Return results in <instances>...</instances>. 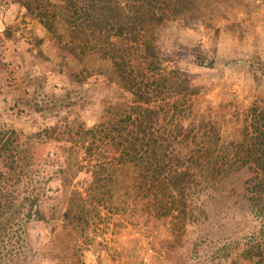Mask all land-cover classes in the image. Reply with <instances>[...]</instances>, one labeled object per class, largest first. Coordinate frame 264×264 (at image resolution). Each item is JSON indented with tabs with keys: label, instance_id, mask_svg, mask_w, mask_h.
<instances>
[{
	"label": "rangeland",
	"instance_id": "rangeland-1",
	"mask_svg": "<svg viewBox=\"0 0 264 264\" xmlns=\"http://www.w3.org/2000/svg\"><path fill=\"white\" fill-rule=\"evenodd\" d=\"M8 1L0 0V129L14 130L16 140L11 143L6 134L0 148L6 140L10 159L25 148L27 157L18 160L27 167L22 179H45L47 196L39 203L43 209L52 206L51 223H35L29 238L33 247L53 256L36 264H251L240 255L243 241H238L244 212L233 210V203L239 204L232 198L242 192L238 180L231 178L203 198L204 212L193 210L198 223L184 230L175 206L167 211L169 197L161 195L159 184L139 181L150 188L140 197L115 183L124 172L107 179L111 169L98 166L109 155L105 143L96 140L98 150L82 156L87 143L68 141L64 133L58 141L48 136L47 126L55 128V136L61 131L64 115L88 126L100 119L104 104L129 95L100 71L106 60L78 53L70 23L59 20L49 31ZM196 1L198 10L154 27L155 59L165 69L185 72L197 89L190 97L194 122L210 115L214 128L228 139L240 125L248 126L249 119L242 123V117L249 108L263 103L264 0ZM71 156L80 168H69ZM1 160L2 169L10 164ZM58 170L67 179H52ZM93 170L106 179L88 193ZM80 206L86 220L56 218L58 211ZM69 244L76 247L77 260L68 251L66 256Z\"/></svg>",
	"mask_w": 264,
	"mask_h": 264
},
{
	"label": "trees",
	"instance_id": "trees-1",
	"mask_svg": "<svg viewBox=\"0 0 264 264\" xmlns=\"http://www.w3.org/2000/svg\"><path fill=\"white\" fill-rule=\"evenodd\" d=\"M8 2L16 3L24 15L35 18L49 31L59 20L70 23V32L77 37L78 53L106 60V66L100 71L129 95L127 100L104 104L100 119L88 126L84 121L77 123L64 115L60 120L61 131L55 136V128L47 126L48 136L58 141L64 133L68 141L77 139L82 145L87 143L86 149L80 152L82 156L98 150L96 140L105 143L108 158L97 165L111 169L106 173L107 179L111 174L124 172L115 183H122L127 193L140 197H145L151 185L159 184L161 195L169 197L167 211L175 206V217L181 219L184 230L198 223L193 210L199 214L204 212L203 198L231 178L238 180L242 192L232 202L239 204L233 203L234 211L244 212V224L239 226L243 231L238 238L243 241L240 255L251 264H264V95L260 97L263 103L253 105L246 113L248 116L242 117V123L249 119L251 130L242 124L236 136L223 138L214 128L210 115L207 118L202 115L204 118L194 122L190 97L197 89L187 74L165 69L155 59L154 27L164 19L198 10L197 1ZM185 118L189 120L183 124ZM5 131L0 129V145L6 134L11 143L16 140L14 130ZM4 142L6 148H0L2 165H5L3 160L10 164L0 168V264H36L37 259L50 256V250L33 247L29 238V229L35 223H51L48 211L53 214L52 206L45 204L43 209L39 203L44 201L42 196H47L45 179L37 176L23 180L27 167L19 165L18 160L27 157L23 155L26 149L18 150L12 155L14 159H10L6 152L9 144ZM68 162L69 168L81 164L72 156L66 159ZM57 172L52 179L58 182L67 179L64 172ZM101 175L93 170L92 183L86 188L88 193L100 186L97 181ZM238 175H244L243 179ZM142 180H148L149 187L140 185ZM109 181L113 182L114 178ZM82 208L73 212L65 208L57 212L56 218H61L63 223H80L86 220ZM49 233L55 236L52 229ZM69 245L64 250L66 256L68 251L77 260L76 247Z\"/></svg>",
	"mask_w": 264,
	"mask_h": 264
}]
</instances>
